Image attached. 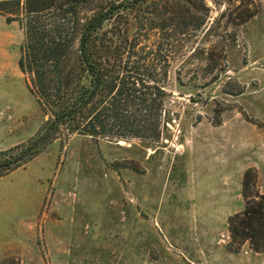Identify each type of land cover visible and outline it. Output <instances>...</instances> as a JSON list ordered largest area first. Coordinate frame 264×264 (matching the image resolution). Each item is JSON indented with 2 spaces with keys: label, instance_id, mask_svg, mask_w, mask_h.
I'll list each match as a JSON object with an SVG mask.
<instances>
[{
  "label": "rangeland",
  "instance_id": "1",
  "mask_svg": "<svg viewBox=\"0 0 264 264\" xmlns=\"http://www.w3.org/2000/svg\"><path fill=\"white\" fill-rule=\"evenodd\" d=\"M205 1V27L170 60L160 141L74 134L0 176V264H264L246 243L230 251L227 223L246 169L264 193V0ZM23 38L0 13V151L47 118L18 68Z\"/></svg>",
  "mask_w": 264,
  "mask_h": 264
},
{
  "label": "trees",
  "instance_id": "2",
  "mask_svg": "<svg viewBox=\"0 0 264 264\" xmlns=\"http://www.w3.org/2000/svg\"><path fill=\"white\" fill-rule=\"evenodd\" d=\"M210 11L205 0H0L6 22L18 20L23 29L18 68L47 115L25 144L0 151V176L74 134L160 141L172 120L170 60ZM152 30L157 38L149 42ZM200 41L191 54L205 71L212 52ZM255 180V170L246 169L243 209L227 222L230 251L244 243L264 251V193L249 191Z\"/></svg>",
  "mask_w": 264,
  "mask_h": 264
}]
</instances>
